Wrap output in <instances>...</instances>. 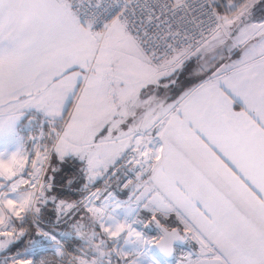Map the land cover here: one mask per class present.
Here are the masks:
<instances>
[{
    "label": "snow or ice",
    "instance_id": "snow-or-ice-1",
    "mask_svg": "<svg viewBox=\"0 0 264 264\" xmlns=\"http://www.w3.org/2000/svg\"><path fill=\"white\" fill-rule=\"evenodd\" d=\"M256 3L230 2L221 15L216 0H203L206 20H189L188 0H0V249L24 235L28 214L38 220V205L46 203L41 174L53 150L62 161L83 162L89 181L131 153L135 207L85 205L108 239L123 240L125 246L113 250L134 255L124 264H172L173 244L188 239L200 251L187 264H264V21H251ZM162 25L168 30L163 37L152 31ZM189 26L201 29L198 37L180 31ZM161 39L166 47L158 55ZM225 52L240 58L225 63ZM192 58L205 60L200 82L169 103L159 89L177 85ZM73 98L70 120L55 131ZM33 109L52 125L53 141L48 148L33 138L34 159L21 136ZM29 164L32 179L25 180ZM22 183L32 191L18 192ZM141 204L157 227V212H175L191 236L161 228L150 241L131 219ZM58 207L63 212L74 205ZM12 216L21 221L19 232ZM74 228L84 236L81 224ZM97 235L93 231L85 241L89 251L81 246L83 255L68 264H104L109 254L103 239L94 243ZM69 239L37 223L30 249L52 246L62 255ZM22 259L13 257L11 264Z\"/></svg>",
    "mask_w": 264,
    "mask_h": 264
},
{
    "label": "rangeland",
    "instance_id": "rangeland-1",
    "mask_svg": "<svg viewBox=\"0 0 264 264\" xmlns=\"http://www.w3.org/2000/svg\"><path fill=\"white\" fill-rule=\"evenodd\" d=\"M230 2L238 3L239 0H216V3L220 5V7L217 8V11L221 15L228 14L226 13V7ZM251 21H264V0H257V3L253 6ZM233 57L234 55L229 57L228 53L225 52L224 62H232L231 60ZM204 63V59L197 61L195 58H192L191 60L187 61L186 67L178 74V84L173 86L170 90H166L162 87L160 95L162 97L167 95L169 98L168 102L171 103L173 100L178 98L182 91L188 89L190 86H193V84H198L200 82V78L197 75V72L200 65ZM75 103L72 102L67 110L65 116L67 117V121L71 118L70 114L75 109ZM21 136L23 137L22 132ZM69 160L74 161L73 164L68 163ZM76 162L81 163L79 168L75 167ZM62 165L67 166L70 174L68 177H65L63 176V171H60V176L57 174V178H60L59 180H61L63 176V179H66L65 182H67V184L64 187H67L69 192L75 195L73 199H68L65 195L64 197H54L56 195L53 192L54 184L52 179ZM84 168L85 164L76 157H65V159L62 161L55 151L53 152L41 180V182L45 185L44 192L48 198V202L43 205L45 208L40 207L41 212L39 213V218L38 220H35L31 231H37L38 223L39 227L44 231H54L58 236H62L64 233L70 234V239L64 244V248L73 256L83 255L81 252V246H83L84 252L89 251V247L85 241L86 238L90 236L93 231H95L98 235L94 243H100L101 239L106 242L105 252L109 255L104 257V264H124L125 259L131 262L134 259V255L126 253L124 256H121L113 250L118 246L124 247L125 245L123 240L119 241V244L117 245L114 244L112 240L108 239L106 234L99 228V225L93 224L91 213L88 212L85 205L87 204L90 208H99L105 202H107L109 205H113L116 201H118L122 206H126L128 203H130L133 207H135V200H130V197L133 196V193H129V186L124 191H122L113 185H109L107 182L108 171H101L98 176H95L91 181H89L87 175L83 171ZM69 181H71V183H69ZM85 185H87V187H85ZM24 189H26V186L18 188L17 191L22 192ZM28 190L32 191L31 189ZM5 191H7V189H5ZM93 193H95L96 196L92 199V202L88 204L87 198L92 196ZM109 194H111V199H109ZM55 199L73 202L75 203V206L64 216H60V211L54 207ZM124 199L127 200L125 201ZM4 211L8 212V209L4 208ZM11 218L14 222L17 232H19L21 221L17 220L15 216H12ZM131 219L136 221L133 227L136 228L137 231L141 232L147 239L150 241H155L159 238L160 233L155 227L152 218L148 213L144 214L140 211L138 213L137 211L135 216L131 217ZM26 223L27 219L23 225V231ZM77 223L83 226V237L76 233L74 225ZM27 236L26 231H24V235L20 236L19 239L8 245L7 248L0 249V264H6V262L7 264H11L13 257H22L23 259L21 262L27 263L28 261H32L33 264H68L69 261L66 259L64 252L62 251V255L57 254L55 248L52 246H45L39 250L30 249V238L32 236ZM0 239H3V237H0ZM127 247L131 248L132 246L128 245ZM196 254H198V252L186 242L183 247L175 248L174 258L171 260L172 264H187V259L195 260ZM89 258L92 259L95 257L90 256Z\"/></svg>",
    "mask_w": 264,
    "mask_h": 264
},
{
    "label": "built area",
    "instance_id": "built-area-1",
    "mask_svg": "<svg viewBox=\"0 0 264 264\" xmlns=\"http://www.w3.org/2000/svg\"><path fill=\"white\" fill-rule=\"evenodd\" d=\"M142 2H144V0H142ZM147 3H151V4H155L157 2V0H146ZM170 2V0H160V3H167ZM203 2V0H188V4H189V8L187 9V11L190 13V15L188 16V19L190 20L192 18V15H197V16H201V18H204L206 20V17L202 16V13L199 10V5ZM137 11H139V9H137ZM156 15H160V11L159 9H156ZM179 15H184L183 12H181ZM171 17V13L168 14V17H165V19H169ZM207 23V21H206ZM173 27L174 29H176L178 27V21H174L173 22ZM201 29H197L194 26H189L188 29H183L180 28V31L182 33L187 32L189 35V38L191 39V35H196L197 37L199 36V32ZM204 31H207V28L203 29ZM153 33H157L159 32V34L163 37L167 35V27L165 25L161 26V29H152ZM177 40H179L180 42L184 41V35L182 34L180 37L177 38ZM169 43H175L176 41L171 40V38H169L168 40ZM158 44L160 46V52L159 54H162L163 49L166 47V44L164 43V40L161 39L158 41ZM66 121H67V117H65L63 120H60L59 123H57L55 125V131L57 132H62L64 127L66 126ZM22 134H23V144L25 146L26 151L32 156V158H35V149H36V145L33 144V138H35L37 140L38 143H41L42 146H46L48 148H52V136L49 135L50 132H52V125L47 122L44 118V116H40L35 112H32V115H28L26 118H23V122H22ZM43 133V135H41ZM55 133H52V135H54ZM54 150L49 154V159L47 161H45L44 164V172L46 169V166L53 154ZM131 153H129V155L127 157H125L124 159H121L117 165L108 173L107 175V182L109 185H113L116 188L124 191L128 186H130L131 184H129V181H132L134 184L136 181V177H135V173L133 171L134 168H136V165H130L128 163V161L132 158ZM31 165H27L26 166V172L24 173V179L25 180H31L32 177L30 175H28V172H31ZM44 172L41 174V180H42V176L44 174ZM145 178V177H144ZM127 185V187H126ZM22 186H26V188H28L27 184H20L19 188H21ZM39 187V185L37 186ZM30 189V188H28ZM32 190V189H31ZM5 191V190H4ZM44 199L46 200V203L48 202V198L44 192ZM46 203H40L38 206H43ZM61 205H74L75 203L73 202H67V201H63L60 199H55L54 202V207L56 209L59 210L58 206ZM72 208H66L64 209L63 212L60 211V216H64L66 213H68ZM30 215H32V213H30ZM35 221L30 218V227H33ZM29 234V232H28ZM62 251L64 252V254L66 255V259H68V261H70L73 257V255H71L69 252L66 251V249L63 247Z\"/></svg>",
    "mask_w": 264,
    "mask_h": 264
},
{
    "label": "crops",
    "instance_id": "crops-1",
    "mask_svg": "<svg viewBox=\"0 0 264 264\" xmlns=\"http://www.w3.org/2000/svg\"><path fill=\"white\" fill-rule=\"evenodd\" d=\"M239 58H240V57H239V54H236V55H234V57H233V59H232L231 61L237 60V59H239ZM195 85H196V84H195ZM195 85L193 84V86H195ZM193 86H190L189 88H191V87H193ZM161 88H162V87H161ZM159 92H161V89H159ZM75 101H76V103H77V100H76L75 98H73V101H72V102L75 103ZM76 103H75V104H76ZM70 105H71V104H68V105H67V110H68V108L70 107ZM73 106H74V104H73ZM72 108H73V107H72ZM72 108H71V109H72ZM67 110L63 113V117L66 116ZM74 110H75V109H74ZM236 110L239 111V109H236ZM32 112L38 113V112L35 111V109H33ZM38 114L43 115L42 113H38ZM123 130H124V131H127V128H124ZM97 142H99V141L97 140ZM22 147H23V149L25 150L24 144L22 145ZM153 163H155V161H153ZM116 165H117V164H116ZM116 165H115V166H116ZM115 166H114V167H115ZM114 167L110 166L109 169L107 170L108 173H109ZM145 179H147V176L145 177ZM4 182L6 183V181H4ZM134 184H135V183H134ZM134 184H132V185L129 186V188H128L129 193H131V192L133 193L132 189H133ZM124 200L126 201L127 199H124ZM124 200H122V201H124ZM128 204H129V203H128ZM139 211L142 212V213H144V214H145V213H148V214L150 215L151 218L153 217V213L150 212L148 209H145L144 206H143V204L140 205L139 210H138V213H139ZM156 217H157V220H159V222L162 223V224H163L164 226H166L167 228H177V229H179L180 231H184V232H186L184 225H183V224L177 219V216H176V213H175V212H172V213H170V214L167 215V216H164L163 214L157 212V213H156ZM187 234H188V236H191V233H187ZM187 243H188L190 246H192V247H193V248L199 253V251H200V246H199V244L196 242V240H194V239H188V240H187Z\"/></svg>",
    "mask_w": 264,
    "mask_h": 264
},
{
    "label": "trees",
    "instance_id": "trees-1",
    "mask_svg": "<svg viewBox=\"0 0 264 264\" xmlns=\"http://www.w3.org/2000/svg\"><path fill=\"white\" fill-rule=\"evenodd\" d=\"M25 147V146H24ZM73 162L74 161H72V160H69L68 161V163H70V164H73ZM81 166V163L80 162H76V164H75V167L76 168H79ZM60 167V166H59ZM60 171L62 172L63 171V176H65V177H68L69 176V174H70V171H69V169H67V166L66 165H62L61 167H60V169H59V171L54 175V177H53V179H52V181H53V192H54V194L56 195V196H54V197H64V195L65 196H67V198L68 199H73V197L75 196V195H73V194H71L70 192H69V189L67 188V187H64L66 184H67V182H65L66 181V179H63V176H62V178H61V180H59L60 178H57V174H58V176H60L59 174H60ZM62 190H64V191H62ZM68 193V194H66V193ZM39 207H42V208H45V207H43V206H39ZM35 214L34 213H32V216L31 215H29L28 214V216H27V223H26V225L24 226V231H26V236H27V233L29 232V234H28V236L27 237H29L30 235L31 236H33V235H36V231L35 230H32L31 231V228L32 227H30V218H32L33 219V216H34ZM31 216V217H30ZM34 220V219H33ZM35 221V220H34Z\"/></svg>",
    "mask_w": 264,
    "mask_h": 264
},
{
    "label": "water",
    "instance_id": "water-1",
    "mask_svg": "<svg viewBox=\"0 0 264 264\" xmlns=\"http://www.w3.org/2000/svg\"><path fill=\"white\" fill-rule=\"evenodd\" d=\"M152 221H153L155 227L158 229L160 235L162 234V233H161V228H166V229H168L169 231H171V230L173 229V228H167V227L164 226L162 223H160V227H157V223H156V221L153 220V219H152ZM175 229H177V228H175ZM177 231H178V233H179V235H180L181 237H184L185 235H188L186 232H184V231H180L179 229H177ZM186 242H187V240H181V241H177V242H175V243L173 244V246H172V255H171V257H170V260H172V259L174 258V250H175V248H181V247H183V246L186 244ZM21 264H27V263H26V262H21Z\"/></svg>",
    "mask_w": 264,
    "mask_h": 264
}]
</instances>
